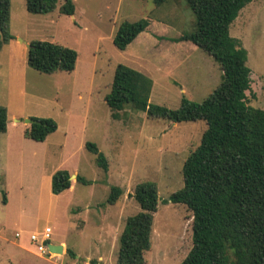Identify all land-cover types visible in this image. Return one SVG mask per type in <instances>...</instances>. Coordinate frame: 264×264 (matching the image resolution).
I'll list each match as a JSON object with an SVG mask.
<instances>
[{"label": "rangeland", "instance_id": "1", "mask_svg": "<svg viewBox=\"0 0 264 264\" xmlns=\"http://www.w3.org/2000/svg\"><path fill=\"white\" fill-rule=\"evenodd\" d=\"M74 14H61L63 0L47 13H30L25 0H11L8 30L0 49V105L6 131L0 135V264H114L125 219L139 207L130 196L141 181L157 186L150 247L145 264H179L191 248V211L168 196L181 188V167L199 143L203 120L149 118L126 104L112 118L104 96L116 64L152 80L149 102L177 108L182 96L200 102L220 82L210 55L189 41H170L193 29L185 0H72ZM151 20L124 50L112 37L123 21ZM247 52V104L264 109V0H251L229 25ZM46 40L77 53L72 72L42 73L27 65V44ZM51 118L56 130L44 141L24 136L25 118ZM96 144L108 165L103 171L84 144ZM58 169L80 175L59 194L50 191ZM111 186L123 193L106 202ZM2 192L6 203L2 202ZM50 227L48 242L62 240V254L38 256L31 233ZM18 232V236L15 233ZM19 245L22 248H19ZM72 252L74 256H70Z\"/></svg>", "mask_w": 264, "mask_h": 264}, {"label": "trees", "instance_id": "2", "mask_svg": "<svg viewBox=\"0 0 264 264\" xmlns=\"http://www.w3.org/2000/svg\"><path fill=\"white\" fill-rule=\"evenodd\" d=\"M161 5L167 0H151ZM251 0H185L194 15L193 29L170 41H189L207 53L221 70L220 82L200 102L181 97L171 109L149 102L152 80L127 65L116 64L104 102L117 118L126 104L145 112L149 118L172 123L203 120L206 128L198 145L181 167L182 186L168 196L173 204H184L192 215L191 248L179 264H264V109L247 104L250 86L247 52L229 34V25ZM57 0H25L30 13H47ZM10 0H0V49L13 36L8 30ZM59 12L74 14L72 0H63ZM147 19L123 21L113 34L112 43L124 50L145 31ZM27 65L39 72H71L77 53L74 49L46 40H31ZM24 131L34 141H44L56 130L51 118H36ZM6 109L0 105V135L6 131ZM86 150L95 155V164L107 171L105 156L90 141ZM69 172L56 170L50 178V191L59 194L70 187ZM75 182L87 184L80 175ZM123 193L111 186L106 202L114 204ZM130 196L139 210L125 219L118 237L114 264H145L150 247L153 214L158 193L153 181L138 182ZM2 202L6 195L2 192ZM70 256H74L69 252Z\"/></svg>", "mask_w": 264, "mask_h": 264}, {"label": "built area", "instance_id": "3", "mask_svg": "<svg viewBox=\"0 0 264 264\" xmlns=\"http://www.w3.org/2000/svg\"><path fill=\"white\" fill-rule=\"evenodd\" d=\"M51 229L46 226L43 228L40 234L31 233L29 235L30 241L36 245L37 252L40 256L46 254L48 257H52V253L47 250L46 244L48 243L50 237ZM18 232L15 233V236H18Z\"/></svg>", "mask_w": 264, "mask_h": 264}, {"label": "water", "instance_id": "4", "mask_svg": "<svg viewBox=\"0 0 264 264\" xmlns=\"http://www.w3.org/2000/svg\"><path fill=\"white\" fill-rule=\"evenodd\" d=\"M29 47V45L27 44V48ZM24 123L26 124H32V123H37L38 121L32 118H25L23 119ZM75 177V175L69 176V179H73ZM47 246V250L50 253H56V254H62L63 252V246L61 244H55V243H50L48 242L46 244Z\"/></svg>", "mask_w": 264, "mask_h": 264}, {"label": "crops", "instance_id": "5", "mask_svg": "<svg viewBox=\"0 0 264 264\" xmlns=\"http://www.w3.org/2000/svg\"><path fill=\"white\" fill-rule=\"evenodd\" d=\"M10 1H11V0H10ZM147 20H148V19H147ZM150 22H151V20L148 21V25L150 24ZM146 29H147V28H146ZM146 29H145V30H146ZM143 32H144V31H143ZM141 33H142V32H141ZM139 34H140V33H139ZM139 34H138V35H139ZM138 35H137V36H138ZM137 36H136V38H137ZM128 45H129V44H128ZM74 69H75V68H74ZM74 69H73V70H74ZM73 70H72V71H73ZM72 71H71V72H72ZM172 124H175V123H172ZM6 130H7V129H6ZM50 178H51V177H50ZM72 187H73V181L70 180V187H69L68 189H71ZM66 190H67V189H66ZM50 243H51V242H50ZM52 243H53V242H52ZM61 243H63L62 240L58 241V242L55 243V244H61ZM61 245H62V244H61ZM19 248H22V247L19 245ZM37 254H38V252H37ZM38 256H40V255L38 254ZM52 256L54 257V256H56V255H52Z\"/></svg>", "mask_w": 264, "mask_h": 264}]
</instances>
